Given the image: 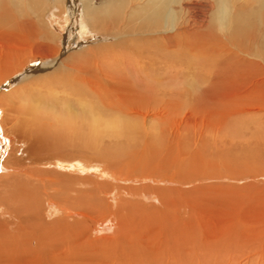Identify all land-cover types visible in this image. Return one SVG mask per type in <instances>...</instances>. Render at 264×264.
I'll use <instances>...</instances> for the list:
<instances>
[{
	"label": "rangeland",
	"instance_id": "rangeland-1",
	"mask_svg": "<svg viewBox=\"0 0 264 264\" xmlns=\"http://www.w3.org/2000/svg\"><path fill=\"white\" fill-rule=\"evenodd\" d=\"M126 1L128 8L139 0ZM258 2L183 0L180 6L173 7L184 14L185 24L180 29L187 26L190 33L199 32L188 35V41L193 42L185 53L177 47L180 37H175V44L167 50L147 45L145 52L137 51L130 40H121L126 48L131 44L122 50L123 54L134 55L143 67L116 56L99 62L107 75L114 74L112 77L121 85H129L127 92L133 96L129 107L134 106V112L119 111L110 99L90 92L84 103L85 114L79 110V104L73 107L78 109V115L89 114L92 119L105 122L117 120L120 126L103 127L79 150L68 145L61 147L62 156L70 157L74 152L85 156L81 161L92 168L86 174L68 168L63 170L68 174L58 171L52 160L46 161L41 170H45L44 179L60 177L71 185L76 179L88 178L86 187L97 192L94 197L104 200L101 199V206L94 203L95 207H90L92 227L97 229L110 221L118 233L109 245L103 239L107 234L89 229L78 243L80 248H70V252H75L71 259H65L69 247L59 239L58 251L55 249L52 256L62 257L70 264H138L139 260L148 259H172L173 264L178 260H186V264H264V24L258 20ZM75 3L73 14H67L63 27L58 28L65 36L63 49L83 51L76 58L80 62L75 63L86 64L91 59L84 50L99 38L91 43L85 41L76 26L83 7L81 2ZM97 4H102V0ZM181 5L187 10H181ZM227 11L238 12L242 24L228 27ZM70 27L74 33L66 38ZM135 27L138 26L129 27L133 35L143 34L142 29ZM177 33L171 32L174 36ZM162 34L160 31L155 38L158 40L153 42H163ZM75 36L81 40L70 47ZM203 40L207 44L202 45ZM47 63L41 58L33 59L23 73L4 81L0 87V94L6 96L31 93L24 101H31L27 102L28 108L33 106L32 98L43 102L39 109L43 131L54 130L58 120L69 121L76 113L66 102L74 98L58 85L55 88V83L36 86L33 92H19L21 81L28 75H45L50 71ZM108 83L114 91V84ZM14 106L21 112L12 114L21 122L20 134L31 136L27 144L31 146L37 141L36 128L25 125L30 115L24 116L23 105L15 102ZM6 115L8 121L10 115ZM41 155L48 157L50 153H39L38 157ZM33 156L27 154L25 168L31 167L28 164ZM112 193L114 200L109 195ZM42 218L44 222L52 221L45 210ZM178 225H183V235ZM86 240L88 243L82 244Z\"/></svg>",
	"mask_w": 264,
	"mask_h": 264
},
{
	"label": "bare ground",
	"instance_id": "bare-ground-1",
	"mask_svg": "<svg viewBox=\"0 0 264 264\" xmlns=\"http://www.w3.org/2000/svg\"><path fill=\"white\" fill-rule=\"evenodd\" d=\"M75 1L51 0L50 3H47L46 0H0V87L4 84V81L18 73H23L28 62L41 58L48 62L47 66H49L50 71L45 75H42L41 72L37 75H28L21 81L23 83L19 92L22 89L26 93L27 91L33 92L36 86H48L55 83V88L58 85L67 96L74 98L73 100H66L67 104L71 108L79 104L81 107L79 110L84 114L86 112L84 111V103L88 99L90 92H95L104 99L105 97L110 99V102L120 108L119 111L134 112V106L129 107L131 102H133V96L131 98V95L127 92L129 91L127 88L129 85H121L123 84L122 82L116 81L112 77L114 74L107 75L106 69L100 67L99 62H104L105 59L112 60L116 56L117 58L128 59L131 63L136 64L137 67H143L137 62V57L132 55V58L131 54L126 51L123 54L122 50H126L128 46L134 43L133 47L137 51L145 52L147 45L150 48L155 46L156 50L161 48L167 50V48L169 49L171 45L175 44V37H180V43L178 41L177 47H180L181 51L185 53L189 48V44L193 42L190 43L188 41V35L194 33L199 35V32L190 33L187 26L180 29V26L185 24L183 22L184 14L176 12L173 7L174 5L180 6L183 0H137V4H130L128 8L126 0H102L100 5L97 4L98 0H77L81 2L83 7L81 21L76 24V26H79L81 35L88 43H91L94 38L98 37L99 39L97 43H91L90 47L84 50L91 60H87L86 64L82 62L76 64L75 62L79 61V59H76L77 56L84 52L79 50L70 52L71 48L63 49L65 36L58 28L64 23L65 16L67 14L71 16L75 11V6L77 5ZM258 1L261 8L260 14L258 12V20L264 24V0ZM185 7L181 5V10H187ZM226 16L228 27L234 28L242 24V19L239 18L238 12L227 11ZM255 18L257 19L256 16ZM57 20L59 21L57 22ZM135 20L141 22L134 24L133 21ZM134 25L138 26L135 28L142 29L143 34L133 35L131 33L133 31H130L129 27ZM69 30L66 38L67 36L69 38V35L74 33L71 27ZM63 31L66 30L63 29ZM160 31L163 32L161 37L164 41L153 42V40H158L155 38ZM172 31L178 32V35H172ZM231 33H233V30ZM79 40L81 38L75 36L70 42V47L77 45ZM112 40L114 43H108ZM121 40L123 42L130 40L131 44L127 45L126 48L125 44H121ZM205 43L203 40L202 45H205ZM140 54H143V52ZM110 81L114 84H112L115 88L114 91L109 86L108 82ZM12 95L14 94L12 93ZM12 95L0 94V264L51 263V261H47L49 258L47 259L46 257H50V260L54 262H52L53 264H57L56 261H60L59 264H62L61 261L63 260V264H70L69 261L65 262V259L70 258V256L71 258L73 257V251L70 252V248L74 250V246L80 245L78 244L79 241L86 237L85 235L89 229L98 234H107L103 239H106L108 244L112 245L113 238L118 233L115 224L108 221L97 229L92 227L93 219L89 213L90 207L94 206V203L101 206L102 198L99 200L98 196L94 197L97 192L95 193L86 187L88 178L73 179L75 181L73 185L70 184V181L67 183L65 179L63 181L65 185H63L60 177L44 179L42 171L45 170L41 169L47 163L46 161L52 160L55 163L54 168L58 169V171L68 174L69 172L63 171L65 170L64 168H68L69 170H74V172L79 171L82 175L86 174L85 172L92 170V168L81 161L85 156L79 152H74L70 157L62 156L61 147L68 145L71 149L79 150L81 146L85 147L89 144V138L93 136V133H98L105 126H120L118 125L119 123L116 122L117 120L105 122L104 119H92L89 114H86V117L79 116L76 111L78 109L75 107L73 110L76 113L71 115L72 118L68 119L69 121L58 120V126L54 130L44 129L43 131L39 122L42 119L39 109L43 102L37 103L38 100L32 98L33 106L28 108L27 102L31 101L26 103L24 101L29 95L31 96V93L19 97L17 95L13 97ZM14 100L16 103L23 105L25 117L28 114L30 115L29 120L27 121L26 119V122L24 121L25 125L36 128L37 141H35V144L33 143L34 145H27L28 141L31 140V136L28 138L27 134L24 136L20 134L21 122L19 123L15 118L16 116L12 115L17 112ZM20 107H18L19 110ZM7 112L10 115L8 121L5 119ZM54 118L58 119L55 116ZM124 126L128 125L125 124ZM38 133L41 135L39 136ZM47 135H49V140L46 137ZM45 137L46 140L44 142ZM46 151L50 153L48 157L43 155L38 157L39 153L45 154ZM28 153L34 156L32 160H29L28 165L31 167L25 168ZM52 162L50 161L49 164L52 165ZM67 180L69 179L67 178ZM112 194L109 195L114 200V193ZM180 202L183 206L185 205L183 198L180 199ZM44 210L52 221H43L42 213ZM178 226L179 232L182 234L183 225ZM31 231H34V233ZM56 232L61 233L62 236L56 237ZM58 240L69 247V252L66 255L63 254L64 257L67 256L65 259H60L62 258L60 257L59 260L56 259L58 256H52L57 250L56 243L59 242ZM87 243L88 241L86 240L82 244ZM52 257L55 258L52 259ZM185 261L178 260L174 264H186ZM138 264L173 263L172 259L170 261L148 259L146 261L139 260Z\"/></svg>",
	"mask_w": 264,
	"mask_h": 264
}]
</instances>
